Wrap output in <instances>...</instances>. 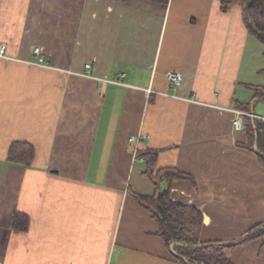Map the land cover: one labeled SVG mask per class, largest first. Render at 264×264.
<instances>
[{
  "label": "crops",
  "instance_id": "crops-1",
  "mask_svg": "<svg viewBox=\"0 0 264 264\" xmlns=\"http://www.w3.org/2000/svg\"><path fill=\"white\" fill-rule=\"evenodd\" d=\"M230 1L0 0V264H185L134 197L156 192L137 151L189 176L158 189L200 211V244L264 223V161L231 111L260 100L264 47ZM263 242L231 263L264 264Z\"/></svg>",
  "mask_w": 264,
  "mask_h": 264
},
{
  "label": "trees",
  "instance_id": "trees-1",
  "mask_svg": "<svg viewBox=\"0 0 264 264\" xmlns=\"http://www.w3.org/2000/svg\"><path fill=\"white\" fill-rule=\"evenodd\" d=\"M125 1V0H120ZM166 3L168 0H153ZM235 3L242 7V18L247 31L256 37L264 47V0H231L222 5L226 9L229 4ZM255 96L264 101V86L254 88ZM239 107L249 110L248 106ZM248 118L245 130L249 134V144L255 146L260 158L264 161V121ZM15 150H10L9 158L13 159ZM156 151H137V157L144 159L146 170L144 176L154 185L156 192L152 196L135 194L137 202L143 206L154 218L157 224L156 235L170 246L173 242L187 244H200L198 241L202 225V214L196 208L178 204L170 199L169 190L159 191L161 182H171L174 179L189 178L188 175L174 168L156 169ZM28 224L26 217L16 215L13 227L16 230H25ZM264 236V223H260L246 232L239 240L229 243H209L200 247L174 248V253L185 264H232L231 253L236 245L244 244L250 240ZM259 257L264 258V242L259 248Z\"/></svg>",
  "mask_w": 264,
  "mask_h": 264
},
{
  "label": "built area",
  "instance_id": "built-area-1",
  "mask_svg": "<svg viewBox=\"0 0 264 264\" xmlns=\"http://www.w3.org/2000/svg\"><path fill=\"white\" fill-rule=\"evenodd\" d=\"M3 50H4V45H0V53H3ZM33 52L38 58V63H43V56L40 52V49L38 47H36V48H34ZM86 66L88 67L89 65H86ZM166 77H167L168 81L174 87L179 86L181 81H182V74L180 72H175V71L168 72L166 74ZM231 111L233 113L232 125H233L234 129H236V130H244L245 124H246L248 118L254 117L253 114H251L247 111L241 110V109H232ZM263 120H264V118H263ZM130 141H132V143L134 142L133 140H130ZM140 160L144 161V159H140Z\"/></svg>",
  "mask_w": 264,
  "mask_h": 264
},
{
  "label": "rangeland",
  "instance_id": "rangeland-1",
  "mask_svg": "<svg viewBox=\"0 0 264 264\" xmlns=\"http://www.w3.org/2000/svg\"><path fill=\"white\" fill-rule=\"evenodd\" d=\"M258 78L261 79V82H259V83H264V73H262L261 75H259ZM257 98H258V97H256V99H257ZM252 104H254L253 101L250 102V105H251V106H252ZM253 111H254L257 115H259V116H261V117L264 118V101H263V100H259V101H257V102L255 103V105H254Z\"/></svg>",
  "mask_w": 264,
  "mask_h": 264
},
{
  "label": "water",
  "instance_id": "water-1",
  "mask_svg": "<svg viewBox=\"0 0 264 264\" xmlns=\"http://www.w3.org/2000/svg\"><path fill=\"white\" fill-rule=\"evenodd\" d=\"M253 104H252V106H251V111H252V113L251 114H253ZM252 124H253V118H252ZM202 244H196V245H192V244H187V243H184V242H173V243H171L170 244V246H169V248H170V250L171 251H174V248L175 247H177V246H183V247H200Z\"/></svg>",
  "mask_w": 264,
  "mask_h": 264
}]
</instances>
